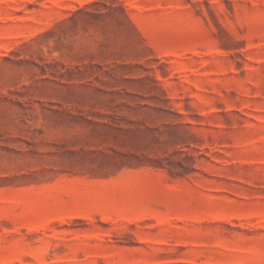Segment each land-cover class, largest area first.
Returning <instances> with one entry per match:
<instances>
[{
  "label": "rangeland",
  "instance_id": "1",
  "mask_svg": "<svg viewBox=\"0 0 264 264\" xmlns=\"http://www.w3.org/2000/svg\"><path fill=\"white\" fill-rule=\"evenodd\" d=\"M0 264H264V0H0Z\"/></svg>",
  "mask_w": 264,
  "mask_h": 264
}]
</instances>
